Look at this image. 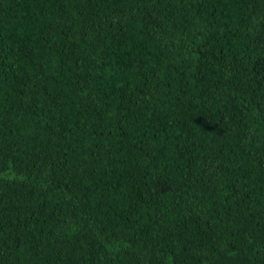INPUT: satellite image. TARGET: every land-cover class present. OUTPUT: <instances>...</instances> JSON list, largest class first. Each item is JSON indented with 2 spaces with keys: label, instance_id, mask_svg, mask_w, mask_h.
Listing matches in <instances>:
<instances>
[{
  "label": "trees",
  "instance_id": "16d2710c",
  "mask_svg": "<svg viewBox=\"0 0 264 264\" xmlns=\"http://www.w3.org/2000/svg\"><path fill=\"white\" fill-rule=\"evenodd\" d=\"M0 264H264V0H0Z\"/></svg>",
  "mask_w": 264,
  "mask_h": 264
}]
</instances>
